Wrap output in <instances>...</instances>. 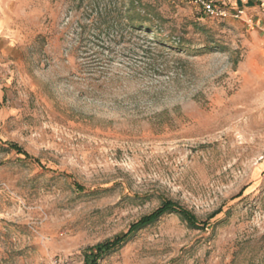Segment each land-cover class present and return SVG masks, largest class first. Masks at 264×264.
<instances>
[{
	"label": "rangeland",
	"instance_id": "374dc122",
	"mask_svg": "<svg viewBox=\"0 0 264 264\" xmlns=\"http://www.w3.org/2000/svg\"><path fill=\"white\" fill-rule=\"evenodd\" d=\"M221 1L0 0V264H264V7Z\"/></svg>",
	"mask_w": 264,
	"mask_h": 264
},
{
	"label": "trees",
	"instance_id": "16d2710c",
	"mask_svg": "<svg viewBox=\"0 0 264 264\" xmlns=\"http://www.w3.org/2000/svg\"><path fill=\"white\" fill-rule=\"evenodd\" d=\"M133 16H128V20H129V27L131 29H138L139 27H142L141 24L138 22V14H131ZM136 15V16H135ZM107 13H101L100 16H98V23L99 25H104L105 27V33H109V31H111L112 29H115L114 27L116 26V24H114V22L110 19V18H106ZM137 22V24H134V22ZM147 29V28H145ZM103 34L102 31L99 30L97 35V39H99V37H101L100 35ZM175 45L182 46L181 42H172ZM172 49L173 48V44L171 45ZM10 147L12 149H14L17 153H21L23 155H25V157H29L28 154H26L25 152H23V150L17 145V144H11ZM174 212L177 213L179 215V217L186 221L188 223V225L193 226L196 225V220H195V216L189 212L188 210L178 207L177 205H175L173 202L171 201H164L161 206L155 210L154 212H152L149 215L146 216H142L137 222H135L134 224H132L128 231L124 234V236L119 237V236H115L114 238H112L111 240H107L99 245H97L95 247V258L93 259V261L95 262L96 259L98 257H100L104 252H109L112 249H114L115 247L119 246L121 243H123L125 240H127V238H129L134 232L138 231L139 229L145 227L146 225L152 223L153 221H155L158 217H160L161 215H163L166 212Z\"/></svg>",
	"mask_w": 264,
	"mask_h": 264
},
{
	"label": "built area",
	"instance_id": "2783aa9c",
	"mask_svg": "<svg viewBox=\"0 0 264 264\" xmlns=\"http://www.w3.org/2000/svg\"><path fill=\"white\" fill-rule=\"evenodd\" d=\"M199 10L205 14L206 17L211 19H224L229 15V11L225 8L224 3L221 0H189ZM261 6L264 7V0H259ZM244 15L243 10H237L233 15L234 17H241ZM250 22V20H248Z\"/></svg>",
	"mask_w": 264,
	"mask_h": 264
},
{
	"label": "crops",
	"instance_id": "0c3cea01",
	"mask_svg": "<svg viewBox=\"0 0 264 264\" xmlns=\"http://www.w3.org/2000/svg\"><path fill=\"white\" fill-rule=\"evenodd\" d=\"M226 4V3H225ZM260 170L264 171V157L259 162Z\"/></svg>",
	"mask_w": 264,
	"mask_h": 264
}]
</instances>
